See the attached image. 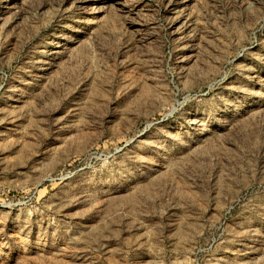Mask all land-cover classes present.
Here are the masks:
<instances>
[{
  "label": "rangeland",
  "instance_id": "obj_1",
  "mask_svg": "<svg viewBox=\"0 0 264 264\" xmlns=\"http://www.w3.org/2000/svg\"><path fill=\"white\" fill-rule=\"evenodd\" d=\"M0 264H264V0H0Z\"/></svg>",
  "mask_w": 264,
  "mask_h": 264
}]
</instances>
